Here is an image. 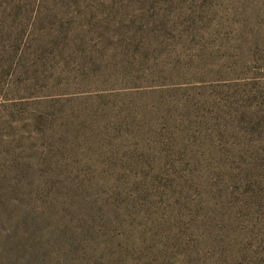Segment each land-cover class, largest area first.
<instances>
[{
    "label": "rangeland",
    "instance_id": "1",
    "mask_svg": "<svg viewBox=\"0 0 264 264\" xmlns=\"http://www.w3.org/2000/svg\"><path fill=\"white\" fill-rule=\"evenodd\" d=\"M2 178L35 264H264V0H0Z\"/></svg>",
    "mask_w": 264,
    "mask_h": 264
},
{
    "label": "trees",
    "instance_id": "2",
    "mask_svg": "<svg viewBox=\"0 0 264 264\" xmlns=\"http://www.w3.org/2000/svg\"><path fill=\"white\" fill-rule=\"evenodd\" d=\"M2 180L4 183L0 185V264H35L34 259H29H41L45 254L48 256L53 247L62 256L65 253L78 252L82 248L81 241L72 240L73 234L69 227L55 233L54 217L62 220L59 201L36 208L34 201L38 200V190L27 189L25 185L12 187L11 184L5 183L7 179ZM81 193L87 197L86 192ZM84 197L76 202L83 212L89 211L91 204L99 208L93 191L91 204Z\"/></svg>",
    "mask_w": 264,
    "mask_h": 264
}]
</instances>
